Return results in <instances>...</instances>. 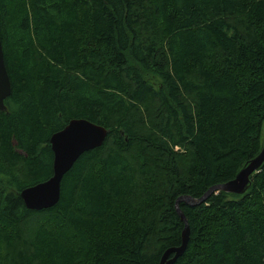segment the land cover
Wrapping results in <instances>:
<instances>
[{"label":"trees","instance_id":"obj_1","mask_svg":"<svg viewBox=\"0 0 264 264\" xmlns=\"http://www.w3.org/2000/svg\"><path fill=\"white\" fill-rule=\"evenodd\" d=\"M0 36V264H159L181 244L176 199L261 151L264 0H0ZM84 117L103 144L29 210L20 191L51 175L50 136ZM246 188L179 202L173 264H264V162Z\"/></svg>","mask_w":264,"mask_h":264},{"label":"water","instance_id":"obj_2","mask_svg":"<svg viewBox=\"0 0 264 264\" xmlns=\"http://www.w3.org/2000/svg\"><path fill=\"white\" fill-rule=\"evenodd\" d=\"M2 44L0 36V110L5 111L7 107L4 100L11 93V82H9L10 78L6 69ZM106 136L107 129L105 127L97 125V123L87 120L85 117L73 118L62 129L54 132L49 138L53 153L52 173L47 179L26 186L20 191V197L25 207L29 210L40 211L54 206L60 198L61 181L64 174L81 154L101 146ZM260 149L259 154L241 168L233 179L211 187L197 199L188 195H181L176 199V212L184 222L181 244L167 248L163 252L159 264H173L182 255L187 244L189 228L185 216L179 208V202H185L192 206L197 205L205 201L210 193L215 190L236 194L244 193L249 183V176L257 171L264 162V140Z\"/></svg>","mask_w":264,"mask_h":264},{"label":"rangeland","instance_id":"obj_3","mask_svg":"<svg viewBox=\"0 0 264 264\" xmlns=\"http://www.w3.org/2000/svg\"><path fill=\"white\" fill-rule=\"evenodd\" d=\"M31 221H33V219H32ZM30 225H31V224H26V223H25V225H24V226H30ZM23 228H24V227H23Z\"/></svg>","mask_w":264,"mask_h":264}]
</instances>
